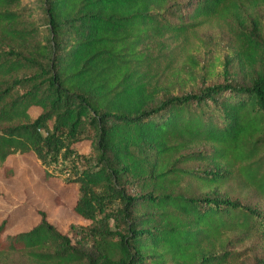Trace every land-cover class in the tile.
Instances as JSON below:
<instances>
[{
    "label": "trees",
    "instance_id": "trees-1",
    "mask_svg": "<svg viewBox=\"0 0 264 264\" xmlns=\"http://www.w3.org/2000/svg\"><path fill=\"white\" fill-rule=\"evenodd\" d=\"M257 1L0 0V166L65 162L90 221L69 236L43 211L12 235L3 220L0 264H236L264 244V39L244 28ZM215 20L241 80L212 81L183 44Z\"/></svg>",
    "mask_w": 264,
    "mask_h": 264
},
{
    "label": "rangeland",
    "instance_id": "rangeland-1",
    "mask_svg": "<svg viewBox=\"0 0 264 264\" xmlns=\"http://www.w3.org/2000/svg\"><path fill=\"white\" fill-rule=\"evenodd\" d=\"M244 16V28L256 33L258 38L264 39V0H258L252 6L246 3ZM228 22L237 28L241 27L233 19H229ZM228 25L227 22L211 21L198 29L199 38L183 43L189 47L190 52L198 60L213 62V66L208 68L219 70V75L211 78L214 82L222 81L224 77L223 80L232 78L241 80L243 76L238 60L234 56V38ZM219 59L223 62L224 71L221 70ZM198 83H201L199 78ZM38 113L37 107L30 108L32 117ZM77 149L81 153L87 154L89 142L81 141L77 144ZM65 171V162H60L56 164L52 171L53 174L47 175L33 152H17L8 156L0 166V223L3 220L6 221L5 234L12 235L29 230L39 222L41 211L46 213L50 223L69 236L72 235L70 233L71 225L77 227L90 225L89 220L84 219L73 210L78 197V185L64 180L67 175ZM180 187L182 190L188 189L189 182L184 180ZM229 189L237 194L240 191V186L229 184ZM245 193L248 191H243L242 194ZM76 239L77 237L72 236L73 242ZM258 241L252 242L255 247L253 255L236 264H251L252 257L264 253V244ZM89 245L86 244L87 247ZM3 262L5 264H32L22 253L11 254Z\"/></svg>",
    "mask_w": 264,
    "mask_h": 264
}]
</instances>
